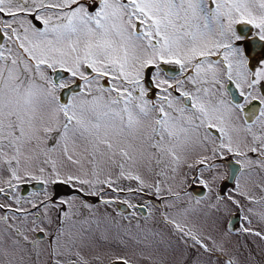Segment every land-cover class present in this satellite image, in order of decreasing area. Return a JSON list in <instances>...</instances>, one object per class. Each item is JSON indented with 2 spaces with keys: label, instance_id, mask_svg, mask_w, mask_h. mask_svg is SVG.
<instances>
[{
  "label": "snow or ice",
  "instance_id": "snow-or-ice-1",
  "mask_svg": "<svg viewBox=\"0 0 264 264\" xmlns=\"http://www.w3.org/2000/svg\"><path fill=\"white\" fill-rule=\"evenodd\" d=\"M77 141L83 159L69 151ZM145 145L173 173L186 164L180 183L205 190L195 203L228 217L226 228L233 208L257 202L240 175L264 174V0H0V222L14 245L38 257L53 212L63 225L78 203L91 207L85 197L116 202L105 189L160 196L161 180L149 184L132 170ZM161 219L235 264L205 242L211 237L165 212ZM56 234L49 264H77Z\"/></svg>",
  "mask_w": 264,
  "mask_h": 264
},
{
  "label": "rangeland",
  "instance_id": "rangeland-1",
  "mask_svg": "<svg viewBox=\"0 0 264 264\" xmlns=\"http://www.w3.org/2000/svg\"><path fill=\"white\" fill-rule=\"evenodd\" d=\"M84 147L81 141H77L75 146L69 144V151L74 153V158L83 159L86 155ZM195 158L196 151L193 150L189 153L188 162H192ZM65 164L70 168L73 167L66 160ZM172 167L173 165L166 158H161L160 163L157 164L155 155L145 145L143 155L137 156L132 170L143 176L149 184H154L157 179L161 180V195H153L148 190L130 194L126 191L114 193L110 189H105L104 199H112L116 202L106 206L100 203L97 197H85L91 207L82 208L78 203L73 209L72 219L63 225L57 222V214L53 212V223L46 227V231L52 234L51 240L46 238L41 241L37 249L38 257L31 246L23 248L14 245L12 234L4 232L2 228L5 226L0 222V264H49L48 248L49 244L57 239V228L63 232V236L59 239L66 258L77 261V264H101L107 257L112 256L110 251L104 252L102 248L110 249L112 254H119L121 252L119 249L125 248L128 258L135 264H226L219 251L215 255H209L198 246L193 247L187 238L181 239L172 226L161 219V212H165L170 219L175 218L181 223H186L187 227L201 238L211 237L205 242L209 246H212L213 241L217 245H222L224 255L235 261V264H264V239L240 231L242 227H248L264 235V219L260 216V213L264 212V203L259 202L264 192L257 187L264 185V174L253 171L250 174L240 175L241 185L251 192L257 202L246 204L244 210L240 211L238 224L230 230L226 228L228 217L221 221L207 203L199 205L195 203L196 196L191 192L190 180L184 184L180 183L184 174L188 172L186 164L178 167L176 173L171 171ZM116 171L118 170H113V178ZM123 185L125 188L138 187L136 181L125 180ZM168 189L172 192H180L181 199L175 200ZM185 190L188 195H184ZM68 191L70 189L65 192ZM124 200L135 206L147 205L144 206L146 214L141 215L136 207L129 208L124 203L127 207V219H123L122 213L116 212L115 209H119L117 204L123 203ZM0 203H5L2 197ZM167 203H174L176 206L162 207ZM248 208L253 209L252 213L248 212ZM67 210L65 206V211ZM236 211L233 208L228 215L231 217ZM245 215L251 221L250 224L242 220ZM90 224L93 225L91 229ZM28 235L29 239L35 238L31 232Z\"/></svg>",
  "mask_w": 264,
  "mask_h": 264
},
{
  "label": "flooded vegetation",
  "instance_id": "flooded-vegetation-1",
  "mask_svg": "<svg viewBox=\"0 0 264 264\" xmlns=\"http://www.w3.org/2000/svg\"><path fill=\"white\" fill-rule=\"evenodd\" d=\"M192 186V185H191ZM190 186V187H191ZM189 187V188H190ZM30 190V189H29ZM66 190H68V188H64L63 189V191L65 192ZM192 192V191H191ZM192 194L194 195V196H196L193 192H192ZM196 197H198V196H196ZM0 200H1V197H0ZM140 205V204H139ZM139 205H136V210L139 212V210H138V206ZM117 206H118V208L119 209H115L116 210V212L117 211H119V212H121L122 214H121V216H122V218L123 219H127V207H126V205L124 204V203H119V204H117ZM145 210H146V207H145ZM1 214L0 215H3V214H5L4 212H0ZM140 213V212H139ZM8 214H10V213H8ZM141 214V213H140ZM145 214H146V211H145ZM145 214H141V215H145ZM2 228V227H1ZM89 228L91 229V228H93V225L92 224H90L89 225ZM88 228V229H89ZM3 230H4V228H2ZM43 235V234H42ZM46 239V238H45ZM45 239H43V240H45ZM42 240V241H43ZM103 250H104V252H108V251H110L111 253V255L112 256H110V257H107L103 262H101V264H111V262L112 261H114V260H117V258H123V259H126L127 261H128V264H135V263H132L131 262V259H129L128 258V256H127V254H126V252H125V248H121V249H119V251H121L119 254H117V253H114V254H112L113 252L110 250V249H108V248H102ZM13 250H14V247H13ZM107 254V253H106Z\"/></svg>",
  "mask_w": 264,
  "mask_h": 264
},
{
  "label": "water",
  "instance_id": "water-1",
  "mask_svg": "<svg viewBox=\"0 0 264 264\" xmlns=\"http://www.w3.org/2000/svg\"><path fill=\"white\" fill-rule=\"evenodd\" d=\"M191 191L196 195V196H200L203 194V192L205 190H203L202 188H200L199 186H196V185H192L191 186ZM138 210L141 214H145V207L143 205H139L138 206ZM239 217H240V211H236L235 213H233L231 215V223H232V226L231 228H229L230 230H233L235 228V226L238 224V221H239Z\"/></svg>",
  "mask_w": 264,
  "mask_h": 264
}]
</instances>
